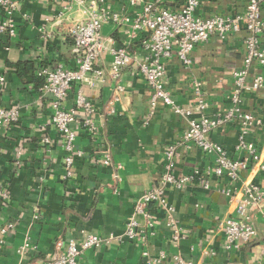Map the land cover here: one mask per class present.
<instances>
[{
    "label": "crops",
    "instance_id": "obj_1",
    "mask_svg": "<svg viewBox=\"0 0 264 264\" xmlns=\"http://www.w3.org/2000/svg\"><path fill=\"white\" fill-rule=\"evenodd\" d=\"M112 11L130 18L126 23H105L102 32L108 46L128 45L135 55L141 56L140 42L146 33L140 32L129 39L131 21L150 0H106ZM248 0H203L196 14L209 17L214 14L234 15L245 11ZM186 0H168L165 6L179 11ZM60 0H20L15 14L17 32L14 37L0 36V74L6 85L0 91V105L18 107L20 119L16 123L0 126V189L6 195L0 197V230L13 221L14 230L0 232V264H31L55 254L57 243L64 251L70 241L78 245L88 234L103 239L123 235L128 220L134 216L135 205L146 191L151 189L165 168V152L170 144L183 136L187 120L159 104L151 113L150 89L136 63L124 69L119 83L124 86L118 100L116 81L108 75L104 83L73 84L65 107L75 106L77 90L81 87L96 108L101 135L93 140L83 125L77 122L76 145L85 152L75 158L74 176L66 177L62 135L51 125L54 113L52 98L40 97L33 84L23 81L13 66L19 62H32L37 71L41 67L74 68V44L65 28L68 21L86 17L81 7L65 15L64 23L58 22L62 9ZM0 8V18L3 17ZM264 15V9H263ZM43 28V30H40ZM246 31L231 34L221 40L212 35L208 41L198 44L193 57L198 59L187 67L177 56L167 61L165 85L175 101L194 106L193 79L203 82L210 102L204 112L213 117L226 110L231 102L233 71L243 66ZM112 61L109 50L101 56L100 67L108 68ZM254 65L249 81L262 72ZM113 108L114 113L108 114ZM242 108L253 113L261 121L251 130L248 140L255 143L264 157V87L243 94ZM239 125L225 124L211 133L222 144L229 156L239 158L236 150ZM48 137L49 142H43ZM109 145L112 163L104 165L101 149ZM177 157V174H189L194 169L215 165V156L208 155L196 146L181 147ZM264 173L253 165L242 173L241 180L233 183L239 191L245 181L261 183ZM210 189L198 183L186 191L170 188L169 201L175 207V217L183 229L180 246L172 241V229L167 223L166 212L151 205L153 226L146 227L138 216L147 239L146 247L151 257H165L156 264H178L176 256L188 264H264L261 244L264 240V220L256 215L258 235L239 250L228 251L224 247L221 222L235 216L231 199L221 189L231 185L228 176H209ZM240 196V194L238 195ZM29 246L22 250L24 244ZM143 246L136 240H105L101 246L84 251L81 264H147Z\"/></svg>",
    "mask_w": 264,
    "mask_h": 264
},
{
    "label": "built area",
    "instance_id": "obj_2",
    "mask_svg": "<svg viewBox=\"0 0 264 264\" xmlns=\"http://www.w3.org/2000/svg\"><path fill=\"white\" fill-rule=\"evenodd\" d=\"M62 9L58 13V22L64 23L65 15L81 7L86 14L84 19L68 21L65 31L74 44V68H65L62 65L51 68L41 67L37 75L43 79V84L38 88L40 97L52 98L54 113L51 125L62 135L63 147L67 154L64 158L66 177L74 176L75 158L83 157L85 152L77 147V132L74 125L79 122L88 135L97 140L101 135L100 123L96 119V108L87 98L81 87L77 90L75 106L66 108L65 99L73 84L104 83L108 75L116 81V96L118 100L124 86L119 83L122 72L126 67L136 63L137 68L147 81L150 89L149 105L151 113L159 104L169 106L173 112L187 120L188 126L182 138L177 143L170 144L165 152V168L151 189L138 199L135 213L127 224L123 235L111 236L103 239L95 234H88L78 245L70 241L64 251H60L62 244L57 243L58 251L45 259H38L31 264H81L80 259L84 251L89 248L101 246L105 240L118 239L136 240L141 243L143 255L147 264H156L165 257V252L159 256L151 257L147 247V235L142 228L138 216L143 217L146 227L153 226L151 205L159 206L166 212L167 223L172 229V241L180 246L184 238L183 229L175 217V207L169 201V190L186 191L195 183L205 190L210 189L209 176H228L231 185L221 191L231 199L234 205L235 216H229L221 222L224 234V247L228 251L239 250L245 244L252 242L258 235L256 215L264 220V177L261 183L245 181L239 191H235L236 183L241 180L242 173L251 166L257 167L264 173V157L258 151L255 143L248 140L251 130L256 124L261 123L253 113L242 108L243 94L247 90L257 91L264 87V0H248L245 11L234 15L214 14L201 17L196 14L203 0H186V4L179 11H172L164 4L168 0H150L144 3L143 8L137 13L128 32L129 39H134L140 32L147 36L140 42L142 55L138 56L128 45L108 46L102 29L105 23H126L130 18L121 13L112 11L106 0H60ZM139 0H130L136 4ZM3 17L0 18V36L14 37L17 32L15 14L20 9V0H0ZM40 30H43L41 28ZM246 31L244 40L245 55L243 66L233 71V89L229 95L230 106L213 117L206 116L204 112L209 108L210 102L203 90V82L193 79L194 106H185L177 103L165 85L167 61L174 55L187 67L198 59L193 57L194 48L209 40L212 35L221 40L227 39L231 34ZM109 50L112 61L106 69L100 67L101 56ZM254 65L263 69L254 74L249 81L250 72ZM6 85V78L0 74V91ZM108 114L114 113L113 108L108 109ZM20 119L18 107L5 108L0 105V126L10 125ZM231 122L239 125L236 150L243 154L239 158L229 156L225 147L212 139L211 133ZM43 142H49L44 137ZM196 146L208 155L215 156V165L205 169L196 168L189 174H177V157L181 147ZM104 154V165L112 163V149L105 145L101 149ZM240 194V196H238ZM6 193L0 189V197ZM16 227L13 221L7 223L0 230L2 235L7 234ZM3 242V240H0ZM29 243L23 245L26 249ZM264 256V240L261 244ZM178 264H188L182 257L176 256Z\"/></svg>",
    "mask_w": 264,
    "mask_h": 264
},
{
    "label": "trees",
    "instance_id": "obj_3",
    "mask_svg": "<svg viewBox=\"0 0 264 264\" xmlns=\"http://www.w3.org/2000/svg\"><path fill=\"white\" fill-rule=\"evenodd\" d=\"M18 73V76L27 84H33L38 89L43 84V79L36 75V67L34 63L26 61L19 62L13 65Z\"/></svg>",
    "mask_w": 264,
    "mask_h": 264
}]
</instances>
